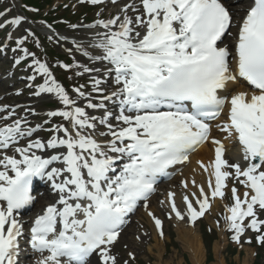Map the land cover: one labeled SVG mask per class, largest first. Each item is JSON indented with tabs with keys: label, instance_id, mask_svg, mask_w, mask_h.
Wrapping results in <instances>:
<instances>
[{
	"label": "snow or ice",
	"instance_id": "1",
	"mask_svg": "<svg viewBox=\"0 0 264 264\" xmlns=\"http://www.w3.org/2000/svg\"><path fill=\"white\" fill-rule=\"evenodd\" d=\"M84 2L98 5L102 0ZM139 3L141 7L135 2L125 5L115 17L88 26L105 29L94 41L100 54L89 59L106 61L111 66L107 75H114L118 86L103 96L117 98L120 105L117 124L110 122L111 113L108 120H99L106 132L97 130L96 117L86 111L104 105L93 103L80 88L75 89L78 98H71L47 63L20 48L27 36L16 40L24 56H32L28 67L34 73L29 79L44 81L34 95L52 94L64 108L47 113L49 118H62L60 123L48 119L34 126L26 116L13 120L14 109L0 108L8 113L0 120L11 121L0 124V264H20L25 239L39 254L36 264H90L93 254L100 264H118L112 247L125 218L138 205L148 210L157 178L188 162L190 153L209 141V121L217 120L225 107L228 118L218 127L238 140L246 163H229L224 145L213 138L214 160L200 162L208 173L207 190L193 179L190 183L197 191L183 195L184 210L175 193L169 192V218L174 213L184 221L187 216L194 226L227 190L232 204L224 219L234 232L233 241L240 243L251 229L264 245V0H253L246 10L232 48L224 38L237 23L223 0ZM129 9L137 14L129 15ZM25 19L16 16L0 23V28L19 27ZM241 79L251 86L250 92L232 89ZM102 83L94 79L93 91L102 94ZM79 99L88 101L86 107L79 105ZM42 130L51 133L48 139L36 138ZM100 136L108 139L101 141ZM34 178L50 182L57 198L34 218L25 238L24 222L17 214L35 199ZM229 178L245 191L229 188ZM183 186L189 189V181ZM148 215L163 236L162 221L150 210Z\"/></svg>",
	"mask_w": 264,
	"mask_h": 264
},
{
	"label": "rangeland",
	"instance_id": "2",
	"mask_svg": "<svg viewBox=\"0 0 264 264\" xmlns=\"http://www.w3.org/2000/svg\"><path fill=\"white\" fill-rule=\"evenodd\" d=\"M229 1H231V5H234L235 7H241L244 5V0ZM83 3L84 0H55L56 7L59 5H64V9L67 8L72 11L81 8ZM85 5L91 7L90 4L86 3ZM112 8L103 10L102 7H100L92 11L89 15V18L91 21H93V23L80 21L76 25H67V27L61 28L60 31H53L42 21H37L35 23L31 22L29 17H33V15H31L32 10L29 8L26 9L20 0H0V13H4L3 16H0V23L6 24L7 21L15 18L16 16H23L26 18L19 27L6 25L4 28H0V104L7 106L9 112L15 108V113L18 115L29 112L26 115L27 120L31 119V122H34L35 125L38 123H43V121L48 119H51L54 123L61 122L62 118H49L47 113L53 110H62L64 106L52 94L44 93L40 96L34 95L36 86L38 84H43V78L38 77L36 82H33L29 79V77L34 73V69L28 67L33 62L32 56L25 57L24 53L19 50L16 44V40H19L24 36H27V39L29 40L28 42L26 39L25 43H32V40L30 39L31 35H28V33L33 30L40 36L41 39H45L44 43H47V46H50L51 48L53 47L57 55H64L66 57V59H63L64 61L61 63V65H69L70 67L66 69L61 67V65L52 64V62L50 63L47 58L40 55L37 56L34 54L35 58L41 60V62L47 63L49 67H54L57 70V74L55 75L58 76L59 80L62 81L64 78L69 81L71 86L68 93L71 98H78L75 88H80L81 91H84L86 95L91 97L92 102L95 101L96 98L91 95L95 92L93 91V78L102 80L103 83L101 86H105L107 80L105 77L99 76V74L104 72V69H99L94 65L89 67L87 62L93 61L83 55L84 52L88 53L96 48L94 47L93 37L95 28H90L88 26L96 24L98 20H108L118 15L117 11L114 12ZM21 9H25L26 13H24ZM97 29L99 31V28ZM237 30L238 29L232 30L231 36L229 35V37L225 39L226 43L234 41ZM10 33L12 34V39H8V35ZM20 48L25 47L22 45ZM13 49L18 50L13 51ZM36 49V52H39L41 47H36ZM17 59L21 61L20 64H16ZM77 65H81V67H77ZM84 68H90L93 69V71L85 72ZM61 85L64 87L62 83ZM87 88H89L91 91H87ZM78 103L80 106H83L84 104L87 105L88 101L85 100V102ZM105 106L106 105H104V107ZM104 107L90 109L91 112L89 114L96 117V119L99 118L97 119L99 122V120H101L104 115H107V113H112L111 111L104 110ZM7 114V112H3L0 117ZM16 118H19V116ZM0 121L7 123L11 122L3 120ZM48 126L50 127L51 125H44L45 128H48ZM97 130L101 131L99 128H97ZM44 133L50 135V132L43 130L36 134L38 135V138L46 140L50 136L43 137ZM182 175V170L176 171L172 179L162 182V185L159 186L160 190L154 193L149 200L155 199L157 204L166 197V191L168 189L167 187L173 186L180 188L182 184L180 181ZM228 185L229 188H231L232 185L237 186V183L235 180L230 178ZM224 201L227 203V206L232 204L230 191L226 190ZM224 201L223 203L218 204V210L216 213L211 212V210L208 211L205 217H203L196 225V232H200V224L206 225L211 229L216 230L217 241L214 243V246L217 242L220 244L222 248L224 264H227L228 261H231V259L228 257V247L231 244H233L234 247L239 251V254L232 258L237 264H247V259L249 256L252 257L251 264H255L257 261H260V264H264V258L257 260L254 257L256 250L251 247L252 243L261 245V251L264 256V245L258 243L256 239L258 233L256 235H251L249 231L246 230L241 236L240 243L233 241L232 237L234 232L228 229V221L224 219L227 213ZM150 202L151 201H149V205L152 204ZM145 211L146 210L144 207L140 206L137 209V212H135L130 217L133 219L131 224L129 226L125 225L122 228L121 239L112 250V253L117 257L118 264H125V262H127V264H192L190 256L185 250L184 243L182 244L179 240V227H182V224L174 222L172 215L171 218H169V210L165 207L162 208V206H159L156 217L159 218L163 223L164 235L161 236L157 234V239L155 240L151 223L147 219L144 213ZM162 211L163 214H160ZM262 219H264V216ZM249 240L251 243L247 242ZM156 247L161 249V252L158 251ZM252 251L253 254L251 253ZM160 253L163 255L162 258L159 257ZM133 256L134 259L132 258ZM205 259L203 264L207 263V259ZM218 263L219 262L215 259L212 264Z\"/></svg>",
	"mask_w": 264,
	"mask_h": 264
},
{
	"label": "bare ground",
	"instance_id": "3",
	"mask_svg": "<svg viewBox=\"0 0 264 264\" xmlns=\"http://www.w3.org/2000/svg\"><path fill=\"white\" fill-rule=\"evenodd\" d=\"M246 1L247 0H244V3ZM126 2H127V0H116L117 4H123ZM134 2L136 3L137 7H141L139 0H130L129 4H132ZM129 4H127V5H129ZM110 5L113 6L112 1L107 0L106 3L104 4V8H110L111 7ZM123 5L125 6V4H123ZM232 9L234 11V15L237 18H240L242 16V12H243L242 9H240L238 7H232ZM120 12H121V10L120 11L118 10L117 14H120ZM136 14L137 13L133 9H129V15L135 16ZM97 28H99V27H97ZM99 29H100V31L98 33L105 31V29H103V28H99ZM94 36L96 37L95 41L100 39V37L97 35V33ZM228 46L230 48H232V47H234V44L230 43V44H228ZM99 51H101V50H99L98 48H95L93 51H90L88 53L91 56H96V55L100 54ZM87 64L89 67H91V65H94L95 67H98L99 69H101V68L105 69L108 66H110L107 64L106 61H99V60H94L93 62H87ZM99 76H101V74H99ZM106 76H107L108 81H107V85H105L103 87V92H106V91H108V89H112V88L117 86L115 83H113V75L109 76L106 73ZM231 87L233 90L248 91L244 87V85H242L240 83V81H238L237 85H232ZM81 101H82L81 99L78 100V102H81ZM83 106L86 107L85 105H83ZM0 108H8V107L4 106L3 104H0ZM110 108H112V110H114V112H115L113 114V116H111L110 122L115 125L118 123V121L115 119V117L118 115L117 110H119V105H118V103L112 101ZM86 111H88L90 113V110L87 108H86ZM0 113H2V112H0ZM225 116H226V118H225L224 122L228 118V111H226ZM103 119L108 120L109 117L103 118ZM219 121H222V120L219 119ZM97 125L101 131H103V132L107 131V128L104 125H101V124H97ZM211 129H212V131H211V137H210L209 141L205 142L203 145L198 147L196 151L190 153V157H189L188 162L178 166V169L181 167V170L183 171V175L181 176L180 181H183V182L189 181V189H185L183 186V183H182V187H180V188L169 186L167 189L168 191L173 190V192H175L174 199H175L177 205L179 206V208L182 210H184V208L182 207V206H184L183 199H182L183 195H185L188 191H197V189L194 186H192L190 183L193 179L196 181V184L205 186V188L207 190L208 173L204 172L203 169L200 168V162H203L204 164H208L209 162L214 160L215 148L217 146L211 142V140L213 138L216 140L219 139V141H221L222 144L224 145V158L228 157V159L231 161V163H237V162L240 163L243 160L242 148H239L237 146V144L235 143V141H234V139H236L235 137H228L227 138V136H225V134H220L222 132H220L215 126H212ZM97 138L99 140L103 141L102 139H107L108 137H102L101 136V137H97ZM245 163L246 162L241 163V165L243 166ZM166 193H168V192L166 191ZM52 200L55 201V198H53ZM150 203H152V204L149 205L148 210L152 211L155 216H157L159 206H162V208L165 207L166 209H168L170 211L168 198H166V197L163 200L159 201L157 204L155 202V199L151 200ZM211 204H213L212 212L216 213L218 210V204H219L218 198L213 200L211 202ZM41 208H44V206H41ZM148 210H146L144 213H145L147 219L151 223L152 230H153L154 237H155L154 239L156 240L157 239L156 235L158 233V230L155 228V222L148 215ZM40 214H42V212ZM160 214H163V211ZM174 222H177V221H174ZM178 223L182 224V227H179L180 228L179 240L182 244L184 243L185 250L189 254L192 264H203L204 259L206 258V254H205L206 251H205V248H204L200 234L198 232H196V229L188 227L186 225V223H184V222H181V223L178 222ZM156 248L158 251L161 252V249H159L158 247H156ZM251 253L253 254V251ZM213 254H214V258L216 259V261L219 262L218 264H224V260L222 257V248L218 242L215 244V246H213ZM162 256H163L162 253H160L159 257L162 258ZM91 258H93V256ZM251 258H252L251 256L248 257V259H247L248 263L247 264H251ZM90 264H99V262L97 260H91Z\"/></svg>",
	"mask_w": 264,
	"mask_h": 264
},
{
	"label": "trees",
	"instance_id": "4",
	"mask_svg": "<svg viewBox=\"0 0 264 264\" xmlns=\"http://www.w3.org/2000/svg\"><path fill=\"white\" fill-rule=\"evenodd\" d=\"M28 3L38 11L39 17H41V18L43 17L44 20H46L47 22H52L53 20H55V18L54 19L52 18V15H54L55 12H57L58 10H56L54 12L49 11L52 8V6L54 5L53 0H28ZM63 18L68 19V20L74 19V17L71 16L68 12L66 14H64ZM47 55L50 58L52 57V53H50V52L47 53ZM202 234H203V240L205 243V247L207 249V257H208L207 264H210L211 262H213L212 243L214 240V236H212L211 234L206 232V229L204 227L202 229ZM230 252H231V255L235 254L234 249H231ZM228 264H236V263H234L233 261H229ZM256 264H260V263H256Z\"/></svg>",
	"mask_w": 264,
	"mask_h": 264
}]
</instances>
